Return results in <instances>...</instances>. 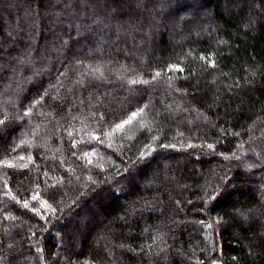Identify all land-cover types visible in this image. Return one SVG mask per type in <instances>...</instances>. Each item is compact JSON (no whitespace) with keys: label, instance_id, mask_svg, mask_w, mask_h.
Returning <instances> with one entry per match:
<instances>
[{"label":"trees","instance_id":"16d2710c","mask_svg":"<svg viewBox=\"0 0 264 264\" xmlns=\"http://www.w3.org/2000/svg\"><path fill=\"white\" fill-rule=\"evenodd\" d=\"M0 121V264H264V0H0Z\"/></svg>","mask_w":264,"mask_h":264},{"label":"snow or ice","instance_id":"6c2138e0","mask_svg":"<svg viewBox=\"0 0 264 264\" xmlns=\"http://www.w3.org/2000/svg\"><path fill=\"white\" fill-rule=\"evenodd\" d=\"M40 2H41V0H36L37 5H39ZM139 111L140 112H143V109H140ZM27 114H28V112L25 113V115H27ZM137 114H138L137 112H132L130 114V116L128 117V119H125V120L121 121V123L116 124L115 125V128L116 129H121L124 125L128 124L130 122V120H132L133 118H135L137 116ZM0 123H3V121H0ZM92 139H96V137L93 136ZM75 146H76V141H73V147H75ZM209 147H211V145H209ZM84 155L87 156L88 153H84ZM89 163H91L90 160H89ZM5 187H7V185H5ZM38 196H39V194L34 195V196H32V199L33 200H37L38 199ZM24 207H26V208L28 207V202L27 201L24 202ZM33 210L35 211V209H33Z\"/></svg>","mask_w":264,"mask_h":264},{"label":"rangeland","instance_id":"374dc122","mask_svg":"<svg viewBox=\"0 0 264 264\" xmlns=\"http://www.w3.org/2000/svg\"><path fill=\"white\" fill-rule=\"evenodd\" d=\"M212 264H222L220 258H216Z\"/></svg>","mask_w":264,"mask_h":264}]
</instances>
